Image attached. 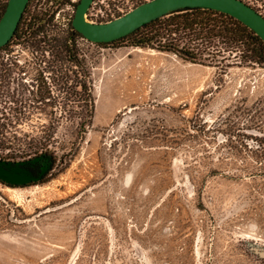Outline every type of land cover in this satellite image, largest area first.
I'll return each mask as SVG.
<instances>
[{"label":"rangeland","instance_id":"1","mask_svg":"<svg viewBox=\"0 0 264 264\" xmlns=\"http://www.w3.org/2000/svg\"><path fill=\"white\" fill-rule=\"evenodd\" d=\"M121 1L97 0L87 19L148 0ZM244 1L264 15V0ZM78 2L28 13L56 40L54 110L10 88L0 101V158L45 169L42 182L0 181V264H264V63L222 41L199 43L198 63L170 37L91 43L72 30Z\"/></svg>","mask_w":264,"mask_h":264},{"label":"trees","instance_id":"2","mask_svg":"<svg viewBox=\"0 0 264 264\" xmlns=\"http://www.w3.org/2000/svg\"><path fill=\"white\" fill-rule=\"evenodd\" d=\"M8 1L9 0H5L1 3L0 0V19L5 12ZM29 5L30 3L26 9H28ZM25 13L29 12L26 10ZM46 22L47 21L43 15L40 16L38 13H33L29 18V22H26L23 25V28H21L22 20H20L15 34L19 32V30L25 32H45ZM145 28H147V34L141 35V31ZM72 30L75 35L83 37L73 25ZM133 37L136 38H134L131 43L132 45L156 46L157 48L169 47V45L167 46L165 45L166 43L162 42L164 39L170 37L171 41L169 43L174 44L175 47L173 51L175 53L184 59L197 63L201 62L203 56L199 50H196L199 43L208 47L217 46L218 43L222 41L232 53L234 51H239V56L243 62L257 64L264 63V41L262 38L257 35L255 31L233 16L213 9L189 7L179 9L143 25L124 37L111 42L97 44L101 46H112ZM180 40L184 42L181 48H179L180 45L178 43ZM74 48V46L69 45L62 46L65 55L72 61L78 62L77 52ZM89 90L90 88L85 84L84 92L85 96H87L85 106L89 115L82 122V127L90 125L94 116L95 101L88 92ZM40 167V163H37L36 168H24L29 172V175L27 176L32 178L28 184L36 181L42 182L44 176L40 175Z\"/></svg>","mask_w":264,"mask_h":264},{"label":"water","instance_id":"3","mask_svg":"<svg viewBox=\"0 0 264 264\" xmlns=\"http://www.w3.org/2000/svg\"><path fill=\"white\" fill-rule=\"evenodd\" d=\"M30 0H9L0 19V48L15 34ZM94 0H79L72 20L73 27L93 43L111 42L143 25L184 8L213 9L233 16L256 32L264 41V15L244 0H148L108 22L94 23L86 18ZM32 178L19 169L0 162V181L28 184Z\"/></svg>","mask_w":264,"mask_h":264},{"label":"flooded vegetation","instance_id":"4","mask_svg":"<svg viewBox=\"0 0 264 264\" xmlns=\"http://www.w3.org/2000/svg\"><path fill=\"white\" fill-rule=\"evenodd\" d=\"M125 1L129 3L132 0H122L121 2ZM29 3L27 12L34 0H30ZM28 19V13L24 12L21 18V28ZM82 66L83 69L85 68L86 74V65ZM55 85V40L52 33L19 30L5 46L0 48V101L8 96V92L4 88H10L14 90L16 98H19L20 102L47 104L48 108L54 110ZM48 118L52 120L55 118L53 111L48 115ZM0 162L9 168L15 167L27 175L29 172L24 168H36L38 163L9 161L3 158H0ZM40 165V175L44 176L45 169L42 164ZM4 183L13 186L21 185L7 181Z\"/></svg>","mask_w":264,"mask_h":264},{"label":"built area","instance_id":"5","mask_svg":"<svg viewBox=\"0 0 264 264\" xmlns=\"http://www.w3.org/2000/svg\"><path fill=\"white\" fill-rule=\"evenodd\" d=\"M99 1H101L102 3L105 1V0H99ZM98 6V2H97V0H94L93 1V3H92V8H96L95 6ZM108 5V4H107ZM91 8V7H90ZM99 8H102L100 5H99ZM117 9L118 10H122L117 4H115V8L114 7H108V9H106V11H108L107 13H106V16L108 17V19L107 20H105L106 22H108V21H110V20H113V19H115V18H117L118 16H116V14H117ZM89 12V11H88ZM88 14V13H87ZM87 14H86V18H87ZM125 14V13H124ZM90 21V20H89ZM101 21H103V20H101ZM91 22H94V21H91ZM94 23H101V22H94ZM84 38V37H83ZM87 40V39H86ZM91 43H93V42H91Z\"/></svg>","mask_w":264,"mask_h":264}]
</instances>
